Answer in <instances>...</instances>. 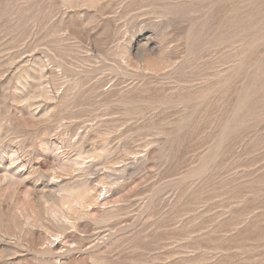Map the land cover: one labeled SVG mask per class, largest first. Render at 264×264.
I'll return each instance as SVG.
<instances>
[{
	"label": "rangeland",
	"instance_id": "obj_1",
	"mask_svg": "<svg viewBox=\"0 0 264 264\" xmlns=\"http://www.w3.org/2000/svg\"><path fill=\"white\" fill-rule=\"evenodd\" d=\"M0 264H264V0H0Z\"/></svg>",
	"mask_w": 264,
	"mask_h": 264
}]
</instances>
